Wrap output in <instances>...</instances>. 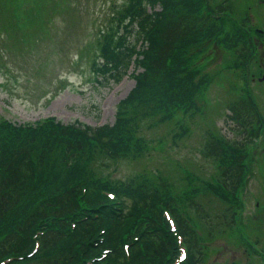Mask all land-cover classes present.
<instances>
[{
	"label": "trees",
	"instance_id": "obj_1",
	"mask_svg": "<svg viewBox=\"0 0 264 264\" xmlns=\"http://www.w3.org/2000/svg\"><path fill=\"white\" fill-rule=\"evenodd\" d=\"M154 4H159L160 9H152ZM57 5L56 0H48L47 6L56 8ZM62 6L66 8L69 5L63 3ZM216 7L196 10L180 0H126L120 8L114 9L113 17L111 16L115 19L114 29L97 36L100 39V64L103 65V71H106L103 72L102 78L106 82L117 81L125 74L130 63L140 66V69L133 73L131 89L116 103L113 121L91 126L76 120L74 123H62L48 118L44 123L32 126L41 127L36 131L30 130L32 137L22 136L21 128L16 125L9 127L8 131L6 128L7 132H2L0 220L8 215H15L16 218L8 224L0 225V259L12 253L25 255L32 245L34 239L31 235L34 234L38 246L31 257L29 256L32 262L71 264L77 259V251L84 247L82 242L76 241V237L82 240L81 237L89 236L96 226L106 223L104 240L96 242L95 246V250L103 246L106 251L94 264H160L164 257L176 252V237L180 238L186 253L178 264H205L206 244L201 235L203 233L210 238L214 232L223 233L234 229L233 213L236 203L232 194L244 167L242 154L260 129V114L246 92L226 101V117L238 128L234 139L208 133L201 145L202 154L212 158L214 171L218 175L216 180H209V183L211 186L218 184V195L222 196L225 199L223 202L227 204L219 210L220 213L211 215L205 206H193V197L199 191L197 175V182L190 183L186 188L184 186L183 190L178 192L172 186V183L176 185V180L158 169L154 177L146 175L147 172L143 170L133 169L115 180L114 183H118L114 188L119 203L117 212L113 211L103 195L93 196L87 189L85 195L88 204L92 205L80 206L75 198L77 193H81L79 184L96 187L100 183L99 171L101 173L105 167L104 159L112 160L109 162L112 164L118 160L127 162L133 157L139 158L147 151L149 142L140 133V128L157 124L158 121L153 115L158 114L159 119L169 118V122L173 118L169 116L176 107L183 111L189 107L198 110L193 101L185 97L187 81L179 86L177 77L173 76V73L180 74L173 72L179 66L174 64L183 60L175 51L180 44L187 43L191 34L199 33L208 23V12L217 13L222 9L218 5ZM34 15L39 19L40 15L44 17L38 6H34ZM15 23L18 27L19 20H15ZM116 27H119L118 32ZM19 34L23 40L24 33ZM243 34L242 32L241 35ZM241 35L240 41L234 40V45L239 42V59H244L248 45ZM112 37L113 45L108 46L107 38ZM179 49L183 50L180 47ZM139 53L142 56H139L140 58ZM182 67L187 69L185 65ZM185 70L180 77L188 76L185 75ZM242 73L241 66V78ZM241 78L239 88L243 90ZM182 98L185 99L184 103L180 101ZM128 118L134 121L128 124V128H122ZM5 124L7 126L9 123ZM130 127L139 133L137 138L143 140L142 144L133 140L134 137L130 134L133 129L129 130ZM181 129L182 133L185 130L184 125ZM41 133L44 134V142L33 138L34 134ZM50 136L52 138H49ZM30 139L33 140L32 143ZM70 156L76 164L75 171L69 168ZM220 158L222 162L219 161ZM91 160L96 163L91 165ZM39 163L56 170L67 167L69 172L63 179L48 182L42 190L44 197L40 194V197L33 198L32 195L29 198L27 192L30 183L38 179L36 169L39 168ZM185 175L191 180L188 169ZM38 183L40 182L35 185ZM181 194L191 207L193 217L198 218L197 221L202 224V233L196 228L193 219L179 210L177 201ZM207 200L209 205L208 197ZM163 203L175 223L172 232L160 210L163 206L160 204ZM78 208L85 210L87 216L79 221L74 220V225L70 227L67 218L79 216ZM96 209L99 210L93 215L91 210ZM137 210H144L145 213L132 224L133 215ZM122 229L126 232L124 236L120 234ZM84 251L90 253L89 247H84ZM246 251L248 254V247ZM18 263V260L14 262Z\"/></svg>",
	"mask_w": 264,
	"mask_h": 264
},
{
	"label": "rangeland",
	"instance_id": "obj_2",
	"mask_svg": "<svg viewBox=\"0 0 264 264\" xmlns=\"http://www.w3.org/2000/svg\"><path fill=\"white\" fill-rule=\"evenodd\" d=\"M125 1L56 0L58 5L53 8L47 6L48 0H0V136L12 125L21 128L22 136H31L30 130L41 128L32 126L44 123L47 118L63 123H74L73 121L77 120L91 126L113 121L116 103L131 89L133 73L139 70L140 66L130 63L125 74L117 81L106 82L102 78L103 72L106 71H103V65L100 64V39L97 36L114 29L115 19L111 16L114 9L120 8ZM180 1L196 10H204L206 7L216 9V5L222 7L218 13L209 15L208 23L199 33L191 34L185 45H179L183 50L178 47L175 51L183 60L174 64L179 65L175 70L172 65L173 72L180 73H173V76L177 77L179 86L187 81L185 97L193 101L198 110L189 107L183 111L176 107L169 116H173L169 122V118L159 119L158 114L153 115L158 123L140 128L143 137L151 138L152 146H147L148 151L139 158L133 157L127 162L118 160L114 162L116 164L109 163L112 161L110 159H104V164L106 168L114 166L118 169L113 171L117 172L116 177L124 176V173L133 169L147 172L148 168L155 167L156 172L158 168L173 177L176 184L179 182L178 185L172 183L178 192L182 191L184 186L186 188L190 183L197 182V175L199 191L193 197V206H205L212 215L220 213L219 210L227 204L223 202L225 199L218 195V184L211 186L209 183V180H216L218 175L214 171V161L211 157L202 154L201 145L207 137V130L213 134L225 135L226 139H234L238 134V128L233 121L224 119L227 113L226 101L236 97V91L240 93L239 73L243 59H239V42L234 45V40L240 41L242 32L244 34L241 36L246 39L248 45L247 50L252 47V53L244 55L245 61L246 57H252L249 77L251 73L253 75L250 83L247 82L248 91L253 94L264 115V38H261L264 34L257 30L259 27L264 30V0ZM63 3L69 6L64 8ZM34 6L43 11L44 17L40 15L39 19L34 15ZM152 8L157 6L154 4ZM15 20H19L18 27L15 26ZM116 31H119V27H116ZM19 32L24 33L23 40ZM107 39V45L112 46L114 37ZM58 55H62L63 60ZM169 70L171 71L170 66ZM184 70L188 76L180 77ZM169 76L170 74L168 78ZM170 81L171 79L169 83ZM180 101L184 103L185 99ZM126 121L122 128H128V124L134 119L128 118ZM5 122L9 124L6 126ZM177 123H182L185 127L180 137H176L179 132ZM29 124L31 127H28ZM131 129V136L139 134L134 128L130 127L129 130ZM261 136L264 134L261 133ZM260 137L248 144L243 153L248 174L253 175L248 189L255 194L253 197L250 194L248 204L244 205L243 210L245 215L247 214L245 218L240 216L241 207L235 209L234 229L223 233L214 232L208 238L202 233L203 226L197 221L198 218L193 217V211L183 194L177 201L179 210L192 218L196 228L202 233L206 244L205 264H262L258 254L248 256L246 251L247 242L257 239L253 246L261 247L264 254V142ZM33 138L45 141L42 133L34 134ZM89 140L92 143L91 139ZM133 140L138 141L134 138ZM29 141L33 142L32 139ZM139 141L143 143V140ZM68 158L71 159L69 168L75 171L74 159L72 160L71 156ZM219 161L223 160L220 158ZM186 168L191 180L185 175ZM54 170L56 169L53 167L41 166L39 163V168L36 169L38 179L29 185V198L32 195L33 198L40 197L48 182L63 179L69 172L67 167ZM37 182L40 183L35 185ZM78 188L81 193L76 194L75 201L80 206L92 205L88 204L86 189L93 196H102L100 187L79 184ZM207 197L210 200L209 205ZM254 201H258V205H255ZM22 205L24 206V203ZM85 212L82 209L79 214ZM142 213L145 211L137 210L134 213L132 224L141 219ZM15 218V215H8L0 220V225L8 224ZM105 227L106 223L96 226L93 233L81 237L82 240L76 237V241L82 242L84 247H89L90 253L84 251V247L79 249L77 259L73 263H78L83 256L95 255L104 249L102 247L95 250V239L104 240ZM124 230L120 232L121 236L125 235ZM30 257L18 260V264H35ZM14 262L15 260L9 259L4 264Z\"/></svg>",
	"mask_w": 264,
	"mask_h": 264
}]
</instances>
